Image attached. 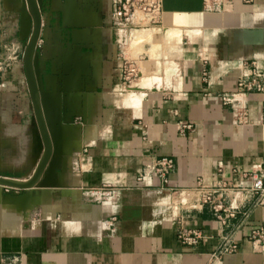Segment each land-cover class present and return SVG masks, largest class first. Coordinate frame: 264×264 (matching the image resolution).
Returning <instances> with one entry per match:
<instances>
[{
	"label": "crops",
	"instance_id": "1",
	"mask_svg": "<svg viewBox=\"0 0 264 264\" xmlns=\"http://www.w3.org/2000/svg\"><path fill=\"white\" fill-rule=\"evenodd\" d=\"M36 1L34 64L53 152L47 182L18 194L0 186V264H264L248 239L264 204L241 189L238 212L221 219L201 202L264 161V89L247 94L249 123L221 99L254 69L264 83V0H161L177 43L157 54L184 57L159 86L152 71L124 82L110 0ZM0 9L18 17L21 39L32 31L28 0ZM32 109L17 65L0 88V176L26 180L39 164ZM159 157L175 161L168 181L139 180ZM195 231L197 246L181 242ZM224 236L240 248L214 261Z\"/></svg>",
	"mask_w": 264,
	"mask_h": 264
},
{
	"label": "built area",
	"instance_id": "2",
	"mask_svg": "<svg viewBox=\"0 0 264 264\" xmlns=\"http://www.w3.org/2000/svg\"><path fill=\"white\" fill-rule=\"evenodd\" d=\"M250 2L252 0H244ZM163 14L161 0H110V18L118 29L123 26L145 27L148 25H157L160 23ZM120 37V35H119ZM121 44H122V38ZM139 69L137 63L133 60L122 58L121 76L125 83H131L137 79ZM262 73L252 70L249 74L240 76L237 82V90L232 93L222 94V102L229 105L233 109L236 122H250L249 109L247 105V94L253 90H263ZM77 118L75 121L79 122ZM260 122L264 123V108L260 114ZM184 128L189 126L184 125ZM175 170V161L169 157L154 158L146 169L140 173L138 179L142 180L146 176H154L167 182L170 175ZM237 173V172H235ZM242 180L237 184L223 185L221 188L208 189L201 202L203 204H211L213 210L224 212L225 216L218 215L219 218L225 219L227 216L232 217L238 212L240 200L238 199V191L246 190L255 198V205L264 204V161L251 170L242 172ZM181 242L188 246H197L203 239V235L199 231L191 234L180 233ZM249 241L253 244L254 249H264V224L254 228L250 235ZM240 244L232 240L228 236L222 238V242L217 251L211 254L214 261L221 258L225 254L235 253L239 250Z\"/></svg>",
	"mask_w": 264,
	"mask_h": 264
},
{
	"label": "rangeland",
	"instance_id": "3",
	"mask_svg": "<svg viewBox=\"0 0 264 264\" xmlns=\"http://www.w3.org/2000/svg\"><path fill=\"white\" fill-rule=\"evenodd\" d=\"M162 17L160 23L156 26L150 24L145 27L123 26L119 28V35L122 38V48L125 56L137 63L139 74L141 73L138 75L137 80L135 81V86L136 84L140 83L141 79L143 78L142 76H146L149 71L153 72V76L158 77L156 84L159 86L161 82L164 84L170 83L171 81V78L168 77L169 75H166L167 77H161L163 72L166 74H172L181 70V63L179 60L180 58L182 59L184 57V54H182L181 51L180 53L177 52L173 54L169 52H166L165 54H157V51L163 49L161 45H166L167 43L168 47H171L177 43V40H170L172 35L171 31L173 32L174 30H169L163 26ZM17 21L18 17L16 15L7 14L4 9H0V88L5 86L6 74L11 72L15 67H17V65L20 66L25 73L23 55L32 31L30 33L27 32L26 35L21 39V31ZM147 35L150 36L147 37ZM181 41L182 40H180V43H182ZM32 112L31 119L33 121V125L31 128L33 129V133H35L38 138V150L42 152L43 141L36 122L34 110ZM45 171L46 168L41 175V178L35 185L43 184L44 182L48 181L49 176ZM33 174L29 179L26 180H14L19 182H27L32 178ZM0 178L12 179L5 176H0ZM10 189L12 190L11 194H18L20 190H25L17 188Z\"/></svg>",
	"mask_w": 264,
	"mask_h": 264
},
{
	"label": "water",
	"instance_id": "4",
	"mask_svg": "<svg viewBox=\"0 0 264 264\" xmlns=\"http://www.w3.org/2000/svg\"><path fill=\"white\" fill-rule=\"evenodd\" d=\"M28 4L32 18V32L25 47L23 62L29 95L35 113L36 122L43 141V151L39 164L29 181L19 182L14 179L0 178V186L17 189H27L35 186V184L41 178V175L43 174L53 152V143L43 111L40 89L36 76V68L34 64L37 41L41 27V14L36 0H28Z\"/></svg>",
	"mask_w": 264,
	"mask_h": 264
}]
</instances>
